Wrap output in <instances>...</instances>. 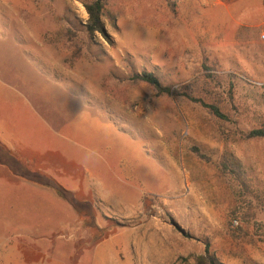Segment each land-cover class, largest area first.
Wrapping results in <instances>:
<instances>
[{
    "label": "rangeland",
    "instance_id": "1",
    "mask_svg": "<svg viewBox=\"0 0 264 264\" xmlns=\"http://www.w3.org/2000/svg\"><path fill=\"white\" fill-rule=\"evenodd\" d=\"M82 1L0 0V60L10 62L0 69L32 88L37 81L13 54L53 61L93 110L87 116L77 110L91 166L51 155L50 168L77 174L109 196L118 183L138 200L141 194L140 203L128 213L93 202L97 227L114 230L93 244L98 235L70 204L59 199L38 211L32 203L41 197L29 195L32 209L8 212L2 190L0 264H197L199 257L264 264V205L231 225L236 203L215 164L230 154L264 194V139L246 138L264 116V1L110 0L117 15L115 26L107 22L113 44L97 35L91 52L99 60L71 63L62 34L67 24L86 23ZM132 71L154 73L175 89L189 85L229 121L187 98L156 97L147 85L122 81ZM194 147L213 163L200 160ZM8 159L0 148V165L16 170L18 161Z\"/></svg>",
    "mask_w": 264,
    "mask_h": 264
},
{
    "label": "crops",
    "instance_id": "2",
    "mask_svg": "<svg viewBox=\"0 0 264 264\" xmlns=\"http://www.w3.org/2000/svg\"><path fill=\"white\" fill-rule=\"evenodd\" d=\"M13 57L37 81V85L27 87L26 78L19 75L10 78L0 69V148L7 154L8 161L14 159L32 166L54 178L67 190L75 194L83 192L85 197L91 196L90 201L100 202L116 211L132 212L140 203L141 194L138 200L133 191L112 182L113 194L109 196L110 192L87 179L84 181L77 174L67 175L62 168H50L48 157L51 155L60 156L74 166H91L86 155L90 143L86 139V130L77 121V110L87 116L93 108L77 94L74 87L64 82L60 68L53 61H31L28 54L21 50ZM9 63L8 59L0 60L1 65L9 67ZM57 173L62 176L58 177ZM2 190L8 193V212L28 211L32 209L28 207L32 204L38 206L34 210H43L46 204L56 205L59 199L69 204L54 190L17 177L9 166L7 169L0 165V195ZM29 195L41 197V200L31 204Z\"/></svg>",
    "mask_w": 264,
    "mask_h": 264
},
{
    "label": "trees",
    "instance_id": "3",
    "mask_svg": "<svg viewBox=\"0 0 264 264\" xmlns=\"http://www.w3.org/2000/svg\"><path fill=\"white\" fill-rule=\"evenodd\" d=\"M83 5L87 11L88 19L82 28H77L67 24L64 27L62 34L64 40V48L72 53L70 62L82 57L90 60L98 61L99 57L91 52L92 45L95 44L97 35H101L108 43L113 44V40L107 32V22L111 25H116L117 15L114 14L113 5L110 0H83ZM206 68V78L213 83H216L215 74L210 72L209 67ZM122 81L131 85L144 84L151 87L156 94V97H171L177 95L184 97L193 103L199 104L209 111L216 118L229 121L226 115L218 104H213L205 101L201 97L196 96L191 91L189 85L175 89L174 85L164 84L154 73L132 71ZM217 85H219L217 83ZM234 82H230L228 93L231 94L234 89ZM231 97V96H230ZM247 139H264V116L261 117L258 127L252 129L246 135ZM195 155L203 162L212 164L213 159L203 153L200 148H192ZM22 163V162H21ZM221 174L226 179L229 188L232 192L236 206L231 212L230 224L239 218V216H247L253 214V210L264 205V194L254 184L252 179L247 175L243 166L236 161L230 154H224L215 163ZM9 166V165H8ZM12 173L22 179H25L34 184L50 188L62 199L67 201L78 213L85 228L94 231L98 238L93 241V244L107 239L111 233V229H99L95 223V207L93 201L83 199L77 194L67 190L59 184L51 176L42 173L32 166L20 164L18 161L16 170L10 165ZM114 226L117 223L114 220L110 221ZM118 227V226H117ZM79 250V248H78ZM197 264H209L206 257H199ZM211 264H217L215 259H211Z\"/></svg>",
    "mask_w": 264,
    "mask_h": 264
}]
</instances>
